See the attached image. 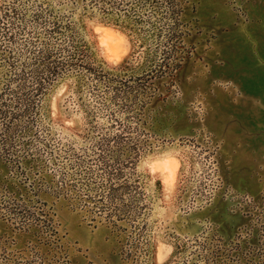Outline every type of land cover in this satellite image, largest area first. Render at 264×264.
I'll return each instance as SVG.
<instances>
[{"label":"rangeland","instance_id":"obj_1","mask_svg":"<svg viewBox=\"0 0 264 264\" xmlns=\"http://www.w3.org/2000/svg\"><path fill=\"white\" fill-rule=\"evenodd\" d=\"M95 232L264 264V0H0V264H102Z\"/></svg>","mask_w":264,"mask_h":264},{"label":"crops","instance_id":"obj_2","mask_svg":"<svg viewBox=\"0 0 264 264\" xmlns=\"http://www.w3.org/2000/svg\"><path fill=\"white\" fill-rule=\"evenodd\" d=\"M201 44V43H200ZM204 45L201 44L200 52H203ZM214 53H217L216 50H213ZM209 55V51L207 52ZM80 242L84 248H88L91 251L90 257L100 261L102 264H109L106 261L113 260V256L110 252V245H106L105 234L102 233H85ZM114 264V263H113Z\"/></svg>","mask_w":264,"mask_h":264}]
</instances>
